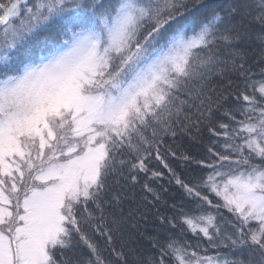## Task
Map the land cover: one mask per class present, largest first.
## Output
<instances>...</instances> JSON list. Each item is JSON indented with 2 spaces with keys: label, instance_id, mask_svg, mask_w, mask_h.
Returning <instances> with one entry per match:
<instances>
[{
  "label": "snow or ice",
  "instance_id": "obj_1",
  "mask_svg": "<svg viewBox=\"0 0 264 264\" xmlns=\"http://www.w3.org/2000/svg\"><path fill=\"white\" fill-rule=\"evenodd\" d=\"M0 264H264V0H0Z\"/></svg>",
  "mask_w": 264,
  "mask_h": 264
}]
</instances>
